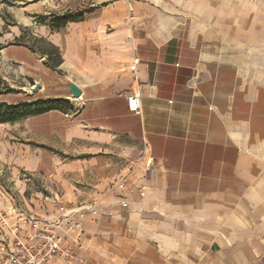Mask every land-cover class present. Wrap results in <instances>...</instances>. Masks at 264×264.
Listing matches in <instances>:
<instances>
[{
  "label": "crops",
  "instance_id": "crops-1",
  "mask_svg": "<svg viewBox=\"0 0 264 264\" xmlns=\"http://www.w3.org/2000/svg\"><path fill=\"white\" fill-rule=\"evenodd\" d=\"M122 1L131 23L72 22L68 57V38L53 39L83 90L68 138L101 151L68 195L98 205L84 264H264V0Z\"/></svg>",
  "mask_w": 264,
  "mask_h": 264
},
{
  "label": "rangeland",
  "instance_id": "rangeland-1",
  "mask_svg": "<svg viewBox=\"0 0 264 264\" xmlns=\"http://www.w3.org/2000/svg\"><path fill=\"white\" fill-rule=\"evenodd\" d=\"M122 0H0V211L12 207L43 212L54 205L59 193L69 203L68 195L77 192L76 184L89 187L86 181L74 182L77 173L88 179L95 156L101 153L84 138H68L73 123L70 84L76 80L64 62V47L53 39L67 36L74 19L101 20L105 12H123L129 23L134 10ZM106 22L104 21V24ZM117 22H113L115 25ZM107 25L92 29L89 35L104 38ZM34 81L42 87L32 91ZM75 83V82H74ZM53 100V108L32 114L33 106L20 105ZM74 103V102H73ZM126 163L137 158L129 152L120 156ZM82 183V184H81ZM85 189H83L84 191Z\"/></svg>",
  "mask_w": 264,
  "mask_h": 264
},
{
  "label": "built area",
  "instance_id": "built-area-1",
  "mask_svg": "<svg viewBox=\"0 0 264 264\" xmlns=\"http://www.w3.org/2000/svg\"><path fill=\"white\" fill-rule=\"evenodd\" d=\"M133 11V9H131ZM138 59L130 65L135 71ZM82 98L79 97V99ZM130 112L141 111L137 93L127 96ZM66 113V116H69ZM144 156V153L143 155ZM154 162L152 155H146L145 164L149 168ZM129 175H121L118 187L127 186ZM147 186L139 187L141 196ZM54 207L43 212L12 207L0 211V264H84L87 248V232L84 221L97 209V202L69 205L61 200L59 193L52 197ZM127 206L128 203L123 201Z\"/></svg>",
  "mask_w": 264,
  "mask_h": 264
},
{
  "label": "trees",
  "instance_id": "trees-1",
  "mask_svg": "<svg viewBox=\"0 0 264 264\" xmlns=\"http://www.w3.org/2000/svg\"><path fill=\"white\" fill-rule=\"evenodd\" d=\"M73 21H79L78 19H74ZM42 103L47 104L48 106L46 108H42L41 107V101H37V102H33V103H24V104H20V105H9V109H18L21 106L25 105V106H33L34 110L31 111L32 114H39V113H43L45 111L51 110L53 108H57V107H52V104L55 103V101L53 100H47V101H42ZM6 104L1 103L0 104V110L2 109L3 106H5ZM0 119H7V117L5 116H1L0 115Z\"/></svg>",
  "mask_w": 264,
  "mask_h": 264
},
{
  "label": "water",
  "instance_id": "water-1",
  "mask_svg": "<svg viewBox=\"0 0 264 264\" xmlns=\"http://www.w3.org/2000/svg\"><path fill=\"white\" fill-rule=\"evenodd\" d=\"M42 87V83L40 81H34L33 85L31 86L32 91H37ZM72 96L77 98L81 97L83 94L82 88H80L76 83L72 82L70 84Z\"/></svg>",
  "mask_w": 264,
  "mask_h": 264
},
{
  "label": "bare ground",
  "instance_id": "bare-ground-1",
  "mask_svg": "<svg viewBox=\"0 0 264 264\" xmlns=\"http://www.w3.org/2000/svg\"><path fill=\"white\" fill-rule=\"evenodd\" d=\"M74 99H77V98H79V97H77V98H75V97H73Z\"/></svg>",
  "mask_w": 264,
  "mask_h": 264
}]
</instances>
